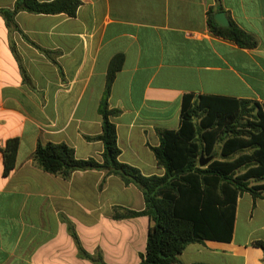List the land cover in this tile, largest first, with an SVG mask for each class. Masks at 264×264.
Listing matches in <instances>:
<instances>
[{
	"label": "crops",
	"instance_id": "0c3cea01",
	"mask_svg": "<svg viewBox=\"0 0 264 264\" xmlns=\"http://www.w3.org/2000/svg\"><path fill=\"white\" fill-rule=\"evenodd\" d=\"M18 0H0L11 10ZM50 2L53 0H39ZM75 17L0 14V264H96L76 239L107 264H139L148 217L116 220L113 208L143 210L145 199L104 171L70 180L36 167L40 143H65L78 159L102 161L99 107L110 62L124 64L109 98L119 109L121 162L162 175L151 147L160 132L178 130L185 95L251 101L264 111V0H80ZM223 8L257 39L254 48L214 35L209 12ZM216 13V14H217ZM19 140L15 169L5 175L4 149ZM257 183H252L256 185ZM264 197L242 194L233 239L189 245L183 264H264Z\"/></svg>",
	"mask_w": 264,
	"mask_h": 264
},
{
	"label": "trees",
	"instance_id": "16d2710c",
	"mask_svg": "<svg viewBox=\"0 0 264 264\" xmlns=\"http://www.w3.org/2000/svg\"><path fill=\"white\" fill-rule=\"evenodd\" d=\"M221 0H217L220 4ZM80 0H18L11 10L0 14L9 25L22 11L34 14H66L75 17ZM221 6L209 12V30L242 48H254L257 39L235 22L224 28L216 22ZM124 64L118 55L109 65L106 87L99 107L102 134L87 137L102 141V161L78 159L75 150L65 143H40L32 160L36 167L65 180L77 171H104L119 177L126 186L138 187L145 199L143 210L122 206L113 208L116 220L148 217L150 228L146 252L139 264H183L179 256L194 243L206 240L230 242L233 239L237 201L244 193L264 197V111L251 101H235L218 97L185 95L178 130L160 132L161 143L151 147L162 175H144L138 168L121 162L117 126L113 118L119 109L110 107L109 98L116 76ZM19 140L8 141L4 149L5 175L16 165ZM213 158L202 167L200 161ZM252 183H257L252 185ZM80 255L96 264H107L101 255L88 254L74 233ZM264 249V243L256 242Z\"/></svg>",
	"mask_w": 264,
	"mask_h": 264
},
{
	"label": "water",
	"instance_id": "95a60500",
	"mask_svg": "<svg viewBox=\"0 0 264 264\" xmlns=\"http://www.w3.org/2000/svg\"><path fill=\"white\" fill-rule=\"evenodd\" d=\"M215 18H216V22H217L220 26H222V27H224V28H228V27L231 26V22H230V20H229L227 14H226L225 12H219V13H217L216 16H215ZM212 160H213L212 157H211V158H208V159H205V158H204V155H202V158H201V161H200V165H201L202 167H204V166H206L208 163H210Z\"/></svg>",
	"mask_w": 264,
	"mask_h": 264
}]
</instances>
